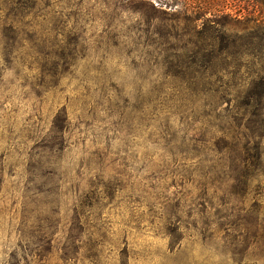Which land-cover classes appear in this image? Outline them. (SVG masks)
Segmentation results:
<instances>
[{
    "label": "rangeland",
    "instance_id": "374dc122",
    "mask_svg": "<svg viewBox=\"0 0 264 264\" xmlns=\"http://www.w3.org/2000/svg\"><path fill=\"white\" fill-rule=\"evenodd\" d=\"M0 264H264V0H0Z\"/></svg>",
    "mask_w": 264,
    "mask_h": 264
}]
</instances>
